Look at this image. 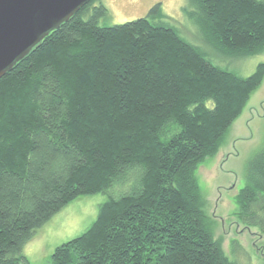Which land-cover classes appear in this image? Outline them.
<instances>
[{
  "label": "trees",
  "instance_id": "trees-1",
  "mask_svg": "<svg viewBox=\"0 0 264 264\" xmlns=\"http://www.w3.org/2000/svg\"><path fill=\"white\" fill-rule=\"evenodd\" d=\"M190 1L219 53L263 51L264 0ZM107 13L101 1L83 6L0 77V264H31L22 247L37 227L113 185L118 194L51 264H242L213 236L196 173L264 61L247 76L215 65L158 3L123 23L101 24ZM235 202L237 218L264 233V147Z\"/></svg>",
  "mask_w": 264,
  "mask_h": 264
},
{
  "label": "rangeland",
  "instance_id": "rangeland-1",
  "mask_svg": "<svg viewBox=\"0 0 264 264\" xmlns=\"http://www.w3.org/2000/svg\"><path fill=\"white\" fill-rule=\"evenodd\" d=\"M99 1L108 9L107 15L100 19L101 24L107 25L145 16L158 3L164 19L179 35L198 46L212 63L239 75H249L264 61V49L244 58L219 53L195 22L197 8L190 0H96L94 3ZM263 147L264 76L227 130L216 154L207 157L196 173L202 207L213 236L220 240L228 255L235 256L242 264H264V233L258 227L247 226L235 215V196L246 182L248 162ZM117 194L113 185L105 192L84 194L71 200L35 229L24 243L22 254L31 264H51L55 247L80 235L96 218L100 203ZM232 242L241 250L232 252Z\"/></svg>",
  "mask_w": 264,
  "mask_h": 264
},
{
  "label": "water",
  "instance_id": "water-1",
  "mask_svg": "<svg viewBox=\"0 0 264 264\" xmlns=\"http://www.w3.org/2000/svg\"><path fill=\"white\" fill-rule=\"evenodd\" d=\"M91 0H0V77Z\"/></svg>",
  "mask_w": 264,
  "mask_h": 264
},
{
  "label": "flooded vegetation",
  "instance_id": "flooded-vegetation-1",
  "mask_svg": "<svg viewBox=\"0 0 264 264\" xmlns=\"http://www.w3.org/2000/svg\"><path fill=\"white\" fill-rule=\"evenodd\" d=\"M93 1H94V0H91V1H90L89 3H87L86 5L95 4Z\"/></svg>",
  "mask_w": 264,
  "mask_h": 264
}]
</instances>
